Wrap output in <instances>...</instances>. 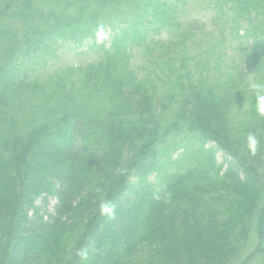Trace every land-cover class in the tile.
Instances as JSON below:
<instances>
[{"label": "trees", "instance_id": "16d2710c", "mask_svg": "<svg viewBox=\"0 0 264 264\" xmlns=\"http://www.w3.org/2000/svg\"><path fill=\"white\" fill-rule=\"evenodd\" d=\"M180 1L0 0V264L264 260V118L248 87L249 75L264 83V0L218 2L253 38L226 72L211 49L190 51L191 26L156 37L178 25ZM100 24L113 31L97 62L25 74ZM140 49L144 76L131 65Z\"/></svg>", "mask_w": 264, "mask_h": 264}, {"label": "rangeland", "instance_id": "374dc122", "mask_svg": "<svg viewBox=\"0 0 264 264\" xmlns=\"http://www.w3.org/2000/svg\"><path fill=\"white\" fill-rule=\"evenodd\" d=\"M221 0H181L179 2V11L176 14L178 25L175 29H164L160 35L156 37L160 39H168L174 37L180 39L179 35L187 31L188 27L192 29L189 34L188 45L190 51L196 55H203L212 50L210 56L212 59L219 60L220 67L225 72L237 65L242 60L244 49L252 45L251 36H247V31L250 24L244 20L238 27L235 24L234 14L229 9L230 4H223L224 9L221 11V6L218 2ZM177 30V32H176ZM112 29L106 28V39L103 43L97 42V39H86L81 43L61 40L55 45L53 54L47 55L44 60L39 63H33L31 69L25 74L29 77L44 76L46 73L53 70L66 69L68 67L85 66L90 63L97 62L107 49L111 42ZM179 32V33H178ZM194 44V45H192ZM131 57V65L135 67L141 75H147L149 69L146 65V54L142 49ZM192 54V53H191ZM189 54V55H191ZM209 54V53H206ZM46 60V61H45ZM182 149H177L172 154V159H175L180 154ZM216 161L221 163L224 161L225 155L222 151H218L215 155ZM175 169V168H173ZM154 174L150 176L152 180ZM44 203V200L39 199L38 204ZM56 199L48 197L46 200V209L52 211ZM254 239L250 241L248 252L254 247ZM245 264H264V260L254 256Z\"/></svg>", "mask_w": 264, "mask_h": 264}, {"label": "clouds", "instance_id": "9594fccd", "mask_svg": "<svg viewBox=\"0 0 264 264\" xmlns=\"http://www.w3.org/2000/svg\"><path fill=\"white\" fill-rule=\"evenodd\" d=\"M95 36H96L97 42H100V43L104 42V40L106 39L107 33L105 32L103 24L98 25L96 32H95ZM248 87L255 94L257 116L260 118H264V83L251 78V75H249ZM259 145H260V140L257 134L254 132H249L246 137V146L251 156L257 155ZM116 171L118 174H123L125 172V169L117 168ZM97 191L99 192L100 189H97ZM154 198L156 200H160L162 197L161 195H155ZM164 199L167 202V200L170 199V197L164 196ZM115 208H116V205L112 201L104 199L100 203L99 211L102 216H107L109 219H114L115 218ZM88 252H89L88 247L83 246L77 251L76 255L81 258V261H83L87 259Z\"/></svg>", "mask_w": 264, "mask_h": 264}]
</instances>
